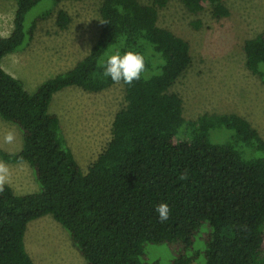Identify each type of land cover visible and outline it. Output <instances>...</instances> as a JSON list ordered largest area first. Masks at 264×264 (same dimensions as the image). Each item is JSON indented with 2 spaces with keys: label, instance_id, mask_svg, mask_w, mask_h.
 <instances>
[{
  "label": "trees",
  "instance_id": "16d2710c",
  "mask_svg": "<svg viewBox=\"0 0 264 264\" xmlns=\"http://www.w3.org/2000/svg\"><path fill=\"white\" fill-rule=\"evenodd\" d=\"M15 1L14 29L0 37V117L21 129L23 145L16 153L0 148V156L28 162L39 189L19 194L0 186V264H35L25 234L45 215L68 231L84 264H159L147 258L150 245L166 246L172 264H264V138L236 112L185 118L171 88L192 64L191 46L158 23L168 0H104L100 36L89 53L33 92L2 60L68 0ZM43 1L51 8L26 28L29 12ZM183 2L193 13L210 5L216 19L230 14L224 0ZM71 21L58 11L60 29ZM243 47L247 68L264 83V31ZM118 81L126 105L85 173L50 105L67 87L101 92ZM217 128L232 137L213 142Z\"/></svg>",
  "mask_w": 264,
  "mask_h": 264
},
{
  "label": "rangeland",
  "instance_id": "374dc122",
  "mask_svg": "<svg viewBox=\"0 0 264 264\" xmlns=\"http://www.w3.org/2000/svg\"><path fill=\"white\" fill-rule=\"evenodd\" d=\"M103 1L68 0L52 8L50 2H41L29 12L26 28L45 10L51 8V15L38 22L34 36L23 47L3 58V67L21 79L30 92L43 81L71 69L100 36ZM224 3L230 14L221 19L213 16L210 5L193 13L183 0H168L159 10V25L184 37L191 46L192 64L171 91L181 96L187 120H196L206 113L236 112L246 117L264 138V83L247 68L243 47L247 39L264 31V0ZM16 9L15 0H0V37L12 33ZM60 9L72 17L66 29L56 24ZM260 69L264 73V63ZM125 105L122 81L101 92L72 86L54 95L50 110L60 117L68 144L85 173L110 142L115 116ZM232 135L226 128H217L211 131L210 138L223 144ZM22 145L21 129L0 117V148L16 153ZM3 184L11 185L19 194L39 189L28 162H7L0 156V186ZM25 244L35 264L85 263L68 231L52 215L28 224ZM147 251L149 261L172 264V253L166 246L150 245Z\"/></svg>",
  "mask_w": 264,
  "mask_h": 264
}]
</instances>
